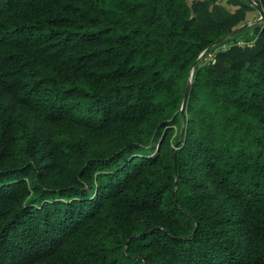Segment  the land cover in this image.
<instances>
[{"label": "trees", "instance_id": "trees-1", "mask_svg": "<svg viewBox=\"0 0 264 264\" xmlns=\"http://www.w3.org/2000/svg\"><path fill=\"white\" fill-rule=\"evenodd\" d=\"M217 1L0 0V264H264V0Z\"/></svg>", "mask_w": 264, "mask_h": 264}, {"label": "rangeland", "instance_id": "rangeland-1", "mask_svg": "<svg viewBox=\"0 0 264 264\" xmlns=\"http://www.w3.org/2000/svg\"><path fill=\"white\" fill-rule=\"evenodd\" d=\"M218 1L224 3V6H225L227 0H218ZM226 7H228V6H226ZM263 21H264V17L260 16L257 12L252 11L251 13L248 14V16L246 18V25H247L246 27H249V26L251 27L252 25H255L256 23L263 22ZM245 36H249V38L253 39V36L250 33H247L246 35H242L238 40L240 42H242L244 40ZM224 46L225 45H223L221 47V49H223ZM213 57H214L213 52H210V53L205 52L203 57H202V60L208 61V60H211Z\"/></svg>", "mask_w": 264, "mask_h": 264}, {"label": "water", "instance_id": "water-1", "mask_svg": "<svg viewBox=\"0 0 264 264\" xmlns=\"http://www.w3.org/2000/svg\"><path fill=\"white\" fill-rule=\"evenodd\" d=\"M258 10H259L260 14L262 15L261 10L260 9H258ZM246 26H247L246 24L242 25L241 27H239V28L236 29V32H238L242 28H245ZM227 37H229V36H226V37L222 38L221 40H219L218 42H216V44L219 43V42H221V41H223ZM198 60H199V58L196 60V62H198ZM189 86H190V82H188V84H187V86L185 88V91H184L183 103H182V106H181V109H180V112L181 113H184V111H185V106H186V101H187V97H188Z\"/></svg>", "mask_w": 264, "mask_h": 264}, {"label": "clouds", "instance_id": "clouds-1", "mask_svg": "<svg viewBox=\"0 0 264 264\" xmlns=\"http://www.w3.org/2000/svg\"><path fill=\"white\" fill-rule=\"evenodd\" d=\"M248 2H252V0H247ZM261 10V9H260ZM259 11V10H258ZM261 12H262V15L260 14V12H258V14L260 15V16H262V17H264V12L261 10ZM241 44H243L244 42H240Z\"/></svg>", "mask_w": 264, "mask_h": 264}, {"label": "built area", "instance_id": "built-area-1", "mask_svg": "<svg viewBox=\"0 0 264 264\" xmlns=\"http://www.w3.org/2000/svg\"><path fill=\"white\" fill-rule=\"evenodd\" d=\"M238 44H241V43H238Z\"/></svg>", "mask_w": 264, "mask_h": 264}]
</instances>
